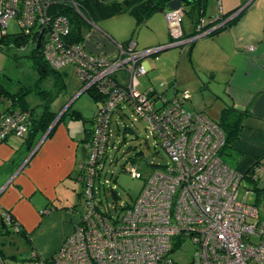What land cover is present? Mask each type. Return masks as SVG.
Returning a JSON list of instances; mask_svg holds the SVG:
<instances>
[{
    "label": "built area",
    "instance_id": "built-area-1",
    "mask_svg": "<svg viewBox=\"0 0 264 264\" xmlns=\"http://www.w3.org/2000/svg\"><path fill=\"white\" fill-rule=\"evenodd\" d=\"M65 2L76 7L72 0H0V38L7 35L8 21L17 20L22 38L40 39L49 67H74L82 90L93 87L106 98L99 121L130 106L149 124L170 164L151 169L132 206L111 218L93 210L88 192L87 212L50 264H174L172 250L187 240L196 249L189 264H264V225L257 223V208L238 199L243 176L225 160L226 140L218 125L186 111L177 97L166 112H153L147 93L136 89L137 77L147 72L139 57L144 52H136L130 41L119 46L115 58L87 52L82 43L70 41L66 17L52 11ZM181 17V9L165 16L171 38L182 35ZM7 107L0 113V144L11 136L23 138L29 122L28 111L10 102ZM100 154L101 144L90 154V171ZM3 217L10 224V214Z\"/></svg>",
    "mask_w": 264,
    "mask_h": 264
},
{
    "label": "rangeland",
    "instance_id": "rangeland-1",
    "mask_svg": "<svg viewBox=\"0 0 264 264\" xmlns=\"http://www.w3.org/2000/svg\"><path fill=\"white\" fill-rule=\"evenodd\" d=\"M181 9L184 12L183 7H181ZM181 21L182 25L190 24L186 16L181 18ZM145 25L136 29L134 17L126 12L110 15L103 19L97 18L96 27L104 33H109L111 30L117 35V44L110 42L106 44L108 45L107 47H103L107 53L106 57L108 59L111 58L113 55L112 51L114 52V46L116 48L118 44L124 41H130L134 44L137 43L138 48H135L136 52H144L145 50L142 49L145 47V44L150 41L149 37L151 36L149 33L151 32L154 36L148 23ZM159 25L160 21H158V26ZM164 27L166 40L170 42L171 36L169 34L168 37L169 30L167 24L164 25ZM181 29V34H183L182 32H184V29L182 27ZM215 29L217 28L214 27L209 31ZM6 33L18 38L21 37L17 20L11 19L8 21ZM197 36L189 37L183 41H191ZM86 40H88L87 36ZM37 41L34 43L33 36H30L26 39V43L21 49H16L15 47L7 49L4 47L0 50V108L3 109V101L6 98L5 92L11 91V89L14 90L13 87L17 82L25 86H33L36 82L37 72L32 69L31 62L27 56L30 51L35 48ZM173 43L175 42L173 41L171 44ZM186 46L189 48V45L186 44L143 59L142 62L150 63V65L153 66V70L145 75H139L137 77L138 85L136 89L141 93L146 92L149 88H154L156 91L167 89L169 94H173L175 90L169 87V85L175 79L178 90L182 92L184 89L181 86L179 75L181 74L182 76L187 71L192 70L187 54L183 53V48ZM15 55L17 59L13 58ZM60 71L66 74L65 89L50 102V108L51 111L54 112L55 119H58L61 115V121L53 136L45 142L46 145L44 144L49 148H47L44 153H42L41 149L33 158L35 167L37 168L34 170L33 174L34 184L24 181L26 188L29 189V195L36 192L31 199H18L17 196L13 199L16 211L22 216L24 212L23 207L28 210L24 217L26 221H29L28 225L30 228L33 229V236L36 237L35 243L41 248L42 245L45 247L44 249L42 248L43 251L53 249L55 244L63 238L64 233L69 231L72 224L70 219L64 218L57 220V223L54 224H52L53 220L48 222L45 220L47 213L44 215L41 213H43L42 211L45 209L44 206L48 204V197L59 203V208L61 207L57 210L59 213H65L69 210L65 208V206L71 207L72 205H76L74 215L80 214L84 209V198L80 197L79 199L77 197V190L81 188V185L73 179L74 176L68 177L67 174L73 170L76 163L83 159L81 153L82 145L79 140L83 134L84 125H88L87 119L92 118L97 107L90 92L86 91L78 96L79 92L82 90L83 84L74 67L65 66L60 68ZM177 74L178 77H176ZM200 76L204 77V74H200ZM176 80L179 82L177 83ZM47 84L48 87H51V82ZM188 87V93L191 96L188 103H199L200 106L204 105V79L202 82L198 79L197 85L190 84ZM90 89H93V87H89L87 90ZM214 107L216 108V105ZM215 108L211 110L213 114L211 118L213 121H218L219 112H216ZM73 110L78 111L83 119L73 120L70 115ZM125 127L127 128V133L124 134ZM60 131L63 132L66 138H60ZM56 133L57 137L55 138ZM110 133L105 162L102 166H98L97 168L99 169V176H97L95 180L92 200L93 197H95L94 200L100 209L108 210L111 216H116L120 209L133 204V201L141 192L145 179L151 171V166L168 165L170 164V159L162 148L161 143L152 134L149 124L137 118L133 111H131L130 106H123L121 111L114 115ZM10 140L16 142L14 146H19L20 152L24 153V151H26L21 145V139L14 136ZM7 145H10V143ZM17 147L15 150L18 149ZM17 152L18 151H16V153ZM131 170H135L142 174V178L139 179L129 173ZM14 183L17 184L18 182ZM12 187L13 185L11 184L8 190L12 189ZM112 191H115V199L112 196ZM7 195L8 193H5L1 198ZM40 203L42 204L40 205ZM38 204L40 205L39 209L36 208ZM55 209L56 208L51 206L45 211L52 212ZM68 213L71 218L72 213L69 211ZM50 225L51 228L49 230ZM19 240L17 234L5 238V242L8 243L11 241L13 243L12 247L15 243L18 245L17 249L15 248L17 255H20L21 251L22 256L26 258L25 261L20 262L21 264H35L33 261H29L25 248L22 243V246H20ZM32 243L34 245V242ZM6 245L0 242L1 252L2 248L4 252H7ZM60 247L55 253L59 251ZM26 249L30 251L29 253L33 251L29 250L28 247H26ZM195 250L192 241H184L172 252V259L176 264H189L195 255ZM32 253L35 255L34 251ZM20 257L21 256L18 258ZM43 260L45 259L43 258Z\"/></svg>",
    "mask_w": 264,
    "mask_h": 264
},
{
    "label": "crops",
    "instance_id": "crops-1",
    "mask_svg": "<svg viewBox=\"0 0 264 264\" xmlns=\"http://www.w3.org/2000/svg\"><path fill=\"white\" fill-rule=\"evenodd\" d=\"M166 12L167 11L155 12L148 19L147 23L152 33H154V36L151 32L149 33L146 31L152 38L149 37L150 41L145 44L142 50L159 48L167 45L169 42L166 40L164 27V25L167 24L165 18ZM237 12L239 13L237 14ZM184 16L186 15L183 13L181 18ZM188 20L190 22L189 25L181 24V27L184 29L182 33L185 36L193 33V30L196 32L199 26L195 27L189 18ZM231 20L235 21L226 30L213 36L208 35L198 38L194 42L188 43L189 48L187 46L183 48V53L187 54L192 68V70H189L190 72L187 71L184 75H179L181 86L184 89L182 92L188 95L187 99H183V107L185 109L187 108V110L203 111L210 120H212L211 116H213L211 110L215 108V105V110L219 112V116L225 106H233L241 110L247 109L249 111L250 115L244 119V126L239 132L238 137L234 139L226 149L225 160L233 169L243 176L241 186L238 190V199L255 205L258 208L257 221L264 224V169L262 168L256 182L248 178V171H250L252 166L257 172H260L259 169L261 165L264 166V0H205L204 13L201 15L200 22H202V25L210 24L207 29L210 30L214 27L219 28L229 23ZM158 21H160L159 26ZM207 29H205V33L210 32L209 30L207 31ZM86 36L88 40H86ZM116 36L117 35L111 30L109 33H104L94 25V27H88V29L84 31V39L81 43L90 53L106 56L107 53L103 47H107L108 45L106 44L110 42L117 44ZM126 42L128 41L118 44L116 48L114 46V52L112 51L113 55L111 58L117 56L119 46L124 45L123 43ZM135 45V48H138V44L136 43ZM142 64L145 69H147L146 74L153 70V66H151L150 63L142 62ZM200 74H204V77L200 76ZM176 77H178V74ZM198 79L201 82L204 79L205 92L204 105L202 106H200L199 103H188L191 99L188 93V86L190 84L197 85ZM178 80H176L177 83L179 82ZM169 87L178 90L175 79ZM7 99L8 98L4 99L3 109L0 108V113L6 112L7 105L9 104L7 103ZM59 118L54 119L46 131L38 130L32 135H28L26 131L24 137L19 138L22 140L21 145L26 150L24 153L19 151V146H14L16 143L15 141L10 140L14 136L9 137L0 144V198L5 193H8L7 196H3L0 199V212L3 210L8 211L12 215L15 222L20 225L29 236V250H33L40 259H48L51 257L61 246L64 240L63 238L72 232L74 226L80 219V214L74 215L76 205H72L71 207L65 206V208H68V211L72 213V217L70 218L68 211L59 213L57 211L59 203L48 197V204H46L44 208L52 206L56 209L52 212H46V210L44 212L45 214L47 213L45 220L47 222L53 220L52 224H54L57 223V220L64 218L70 219L72 224L69 231L64 233L63 238L55 244L53 249L43 251L45 247L42 245V249L35 243L36 237L33 236V229L30 228L28 225L29 221H26L24 217L28 210L23 207L24 212L22 216L16 211L13 199L15 196H17L18 199L23 198V200L34 197L33 194H35L36 191L29 195V189L26 188L24 181L34 184L33 174L34 170L37 168L35 167L33 158L41 149L42 153H44L45 150L49 148L45 146V142L53 136L61 121V115ZM85 126L86 125H84V127ZM51 130L52 133L49 135ZM56 137L57 133L55 138ZM60 138H66L62 131H60ZM82 139L83 134L79 140L82 145L81 153L83 159L76 163L73 170L67 174L68 177L74 176L73 179L78 183V171L86 161L87 154V148L82 142ZM8 143H10V145H7ZM43 145L44 147L42 148ZM16 147L18 149L15 150ZM16 151L18 152L16 153ZM261 161V164L256 165L257 162ZM14 182L18 183L15 184ZM11 184L13 187L8 190ZM79 190L80 189L77 190V197L80 199ZM41 204L42 203H40V205ZM40 205H36V208L39 209ZM51 225L49 226V230ZM252 241L256 242L258 239L252 238ZM32 242H34V245ZM12 245V242L7 243V252H4L3 248V253L0 251V264H21V261H25L26 258L22 256L21 251L20 255H17L15 248L17 249L18 245L15 243L13 246L14 248ZM20 246H22L21 242ZM26 247L27 246H24L30 261L29 257H32V255L34 256V254L32 253L33 251L30 254V251H28ZM19 256L21 257L18 258Z\"/></svg>",
    "mask_w": 264,
    "mask_h": 264
},
{
    "label": "trees",
    "instance_id": "trees-1",
    "mask_svg": "<svg viewBox=\"0 0 264 264\" xmlns=\"http://www.w3.org/2000/svg\"><path fill=\"white\" fill-rule=\"evenodd\" d=\"M72 1L73 3L76 4V7H72L70 4H68V2H65L56 7H53L52 11H57L59 15L66 17V19L70 24V36H69L70 41H72L73 43L80 44L84 39L83 38L84 31L88 29V27H94V25L97 24V18L103 19L109 17L110 15L126 12L134 17L135 27L136 29H138L142 25H145L148 19L150 18V16L155 12L168 11V5L173 0H72ZM182 2H183L182 7L184 10V12L183 11L182 12L184 13V15H186L190 19L191 23L195 27L200 25V18L201 15H203L204 13L205 0H182ZM184 7L185 8L187 7L188 9L187 8L185 9ZM234 21L235 20H231L229 23L224 24L221 27L213 30L210 33V36L216 35L226 30L233 24ZM209 25L210 24L202 25L201 23L199 27L200 29H198V31L195 32V30H193V33H191L188 37L187 36L185 37V35H183L184 36L183 39L197 36L203 32L205 33L206 31L205 29L209 28ZM208 30L209 29H207V31ZM19 38L8 34L0 38V50L4 47H6L7 49L14 47L16 49H21L26 43V38H23L21 40H19ZM172 42L173 40L171 38V41L168 44H171ZM126 43L123 44L125 45ZM86 51L89 52L88 50ZM13 58L17 59L16 55ZM27 58L31 62L32 69L37 72L36 82L34 83L33 86H25L22 83L17 82V84L13 87L14 90L11 89V91H7L5 93H6V98H8L7 103L10 102L12 107L28 111L29 122L27 124V132L28 135H32L38 130L46 131L50 127L51 123L54 121L55 115L54 112L50 110V102L62 91H64L66 74L61 73L60 69L49 67L44 61L40 48L38 50H35V48H33L30 51ZM49 82H51V87L47 86L48 85L47 83ZM150 89H148L144 93H147V95L145 94L146 100L149 102V104H151L152 111L155 112L157 115H160L161 113L167 111L168 105L172 103L173 98L177 97L179 101L182 104H184V100L180 98V95H182L183 92H179V90H175L173 94H169L167 92V89L161 91H156V89H153V91H151ZM87 92H90L94 101L96 102L97 107L93 113L92 118L87 119L88 125H86L83 129L82 142L85 144V147L87 148L86 150L87 154H86V161L78 171V178H77L79 184L81 185V188L79 190V197L84 198V202H85L84 209L80 213V218H82L83 214L87 212V205H88L87 202L92 200V199L91 200L88 199V192H90L92 196V193L94 192L96 177L99 176V169L97 168L98 166H102V164L105 162L106 159V152L108 148L109 136L111 134L110 132H111L113 117L116 113H118L122 109L120 108L118 110H114L113 112H111V114L108 115L106 119L99 121L101 115V108L102 106H104L106 98H104L102 94L98 93L94 89H90ZM130 109L132 111L131 107ZM8 110L9 107H7L6 111ZM185 110L191 113L194 112L205 115L203 111H192L187 109ZM70 115L74 120L83 119L81 114L76 110H73ZM249 115L250 113L247 109L241 110L233 106H225L222 109L218 121H214V122L218 125L222 133L225 135L226 149L230 145V143L238 137L239 132L244 126V119ZM205 116L208 118L207 115ZM51 133L52 130L49 132V135H51ZM125 133H127L126 127L124 128V134ZM98 134L103 135L104 138L103 142H100V140H98L100 139L99 136L97 137ZM152 134L156 137V135L153 132ZM100 144H101V154L97 159L96 166L92 172L88 167V160L90 159V154L92 153L94 148L98 149ZM261 163L262 161L257 162L256 165H259ZM151 167H152L151 169H153L158 166L152 165ZM253 170L254 167L252 166L250 168V171H248V176H249L248 178L256 182L259 176L254 174ZM136 171H137V167H136ZM131 172L132 170L129 173ZM136 173L139 174L138 178L141 179L142 174H140L139 172ZM112 192H113L112 196L115 199L116 198L115 191ZM94 198L95 197H93V200ZM131 206H127L123 209H120L119 211L128 209ZM93 208L95 212L102 214V216L109 218L112 217L108 210L100 209L96 204L95 200L93 203ZM45 210H47V208H45L42 211L43 212L42 215L45 214L44 213ZM5 214H10V213L4 210L0 212V242L5 243L6 245L7 242H5V238L7 237L9 238L13 234L15 235L17 234L20 239L19 241L24 246L30 247L29 236L26 234V232L20 227V225H18L15 222L11 214H10L11 222L10 224H7L3 217ZM79 222L80 219L78 223ZM78 223L76 225H78ZM257 223L259 225H264L260 221H258ZM14 227H17L18 230L14 231ZM10 242L11 241H9L8 243ZM177 248L178 247H175L172 251L174 252L175 249ZM172 254L173 253H171V259H172ZM54 256L55 253L48 259L43 260L38 258V256L35 254L34 256L32 255V257L29 258L30 261H33L34 263L36 261L37 262L45 261L48 264H50ZM172 261L174 264H176L173 259Z\"/></svg>",
    "mask_w": 264,
    "mask_h": 264
},
{
    "label": "water",
    "instance_id": "water-1",
    "mask_svg": "<svg viewBox=\"0 0 264 264\" xmlns=\"http://www.w3.org/2000/svg\"><path fill=\"white\" fill-rule=\"evenodd\" d=\"M182 4H183L182 0H173V1H171V2L169 3V5H168V11H177V10H179V9L182 7ZM239 12H240V11H239ZM239 12H237V14H238ZM237 14H236V15H237ZM236 15H235V16H236ZM228 21H229V20H228ZM211 32H212V31H210V32H206V33H204L202 36H200L199 38H202V37L208 36V35H210ZM186 36L188 37L189 35H186ZM186 36H185V37H186ZM183 37H184V36L173 37L172 40H173L175 43H173V44H167V45L161 46V47H159V48L151 49V50H148V51L142 53V55L139 56V57H140V60H143V59H145V58H147V57H150V56H153V55H155V54H158V53H160V52H162V51H166V50L173 49V48H176V47H181V46H183V45L188 44L189 42H194L195 40L198 39V38H195V39H193V40H191V41H183V40H184ZM21 39H22V38H19V40H21ZM39 48H40V39H38V41H37V44H36V46H35V50H38ZM87 89H88V88H86V89H84V90H81V91L79 92L78 96H80L81 94H83V93H85L86 91H88Z\"/></svg>",
    "mask_w": 264,
    "mask_h": 264
},
{
    "label": "bare ground",
    "instance_id": "bare-ground-1",
    "mask_svg": "<svg viewBox=\"0 0 264 264\" xmlns=\"http://www.w3.org/2000/svg\"><path fill=\"white\" fill-rule=\"evenodd\" d=\"M180 9H181V8H180ZM168 12H170V11H167L166 14H165V16L167 15ZM182 13H183V12H182ZM201 23H202V22H200V25H201ZM180 25H181V24H180ZM200 25L198 26V28L200 27ZM199 29H200V28H199ZM181 30H182V29H181ZM203 34H204V32L201 33V36H202ZM182 36H183V34H182ZM20 38H22V37H20ZM196 38H199V37H196ZM22 39H23V38H22ZM184 40H185V39H184ZM149 50H151V49H149ZM146 51H148V50H145L144 52H146ZM89 53H90V52H89ZM153 89H154V88H153ZM213 122H214V121H213ZM253 172H254V174H256V175L259 174L258 176H260V173H258L257 171L253 170ZM257 173H258V174H257Z\"/></svg>",
    "mask_w": 264,
    "mask_h": 264
}]
</instances>
